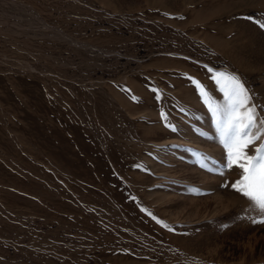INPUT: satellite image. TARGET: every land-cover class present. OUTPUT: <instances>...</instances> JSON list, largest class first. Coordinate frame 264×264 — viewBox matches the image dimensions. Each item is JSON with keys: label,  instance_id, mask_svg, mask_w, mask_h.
Listing matches in <instances>:
<instances>
[{"label": "rangeland", "instance_id": "1", "mask_svg": "<svg viewBox=\"0 0 264 264\" xmlns=\"http://www.w3.org/2000/svg\"><path fill=\"white\" fill-rule=\"evenodd\" d=\"M257 21L264 0H0V264H264L196 84L224 109L208 69L235 75L264 119Z\"/></svg>", "mask_w": 264, "mask_h": 264}, {"label": "snow or ice", "instance_id": "2", "mask_svg": "<svg viewBox=\"0 0 264 264\" xmlns=\"http://www.w3.org/2000/svg\"><path fill=\"white\" fill-rule=\"evenodd\" d=\"M257 23L264 28V22ZM208 70L214 72L213 79L224 94L227 102L225 108L214 104L204 86L198 81L196 84L204 103L215 118L219 143L226 152L225 167L240 170L241 178L231 187L264 216V143L257 145V141L264 138V119L258 121L256 107L250 104L251 96L238 77L231 73ZM164 118L167 119L166 116ZM172 130L176 131V128ZM253 145H256L254 154L250 155L248 149ZM201 166L207 168L204 163ZM253 222L264 224V219Z\"/></svg>", "mask_w": 264, "mask_h": 264}]
</instances>
